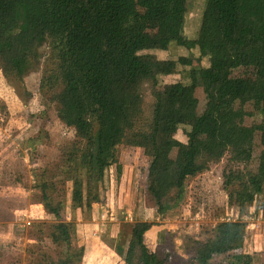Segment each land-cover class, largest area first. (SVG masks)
<instances>
[{
	"label": "trees",
	"instance_id": "1",
	"mask_svg": "<svg viewBox=\"0 0 264 264\" xmlns=\"http://www.w3.org/2000/svg\"><path fill=\"white\" fill-rule=\"evenodd\" d=\"M190 0H0V71L9 81L22 79L29 69L13 63L15 36L22 30L19 11L24 10L25 30L41 39L47 31L41 17L60 22L64 35L61 57L78 67V75L56 78L61 86L50 90L49 100L58 119L75 136L86 141L88 188L98 201L97 187L106 170L120 159L119 142L143 113L141 90L152 89L151 111L135 136V146L148 158L146 181L158 216L178 209L188 193V180L229 155L223 188L230 205L241 208L264 196V118L247 126L251 107L264 115V0H204L205 10L197 35L188 37L186 14ZM164 24L175 26L173 40L189 50L183 65L194 61L209 65L193 68L188 83L154 87L160 63L145 52L163 47L152 37ZM240 28L256 31L253 44L234 47ZM220 41L213 52V41ZM246 59L239 64V58ZM203 88L206 105L198 114L196 90ZM142 115V114H141ZM119 119L117 139L111 138ZM195 120L187 130V121ZM183 130L186 142L165 135ZM257 161V169L239 171ZM44 180L37 185L47 208L60 190ZM74 195L79 192L74 183ZM244 222L224 221L215 237L199 243L186 264H211L228 256L244 239ZM55 260L40 264H81L82 251L69 236L59 240ZM136 264H160L153 251L138 256ZM45 261V258L43 259ZM11 264H14L11 262ZM244 264H249L244 262Z\"/></svg>",
	"mask_w": 264,
	"mask_h": 264
},
{
	"label": "rangeland",
	"instance_id": "2",
	"mask_svg": "<svg viewBox=\"0 0 264 264\" xmlns=\"http://www.w3.org/2000/svg\"><path fill=\"white\" fill-rule=\"evenodd\" d=\"M204 10V0L189 1L186 36L197 35ZM18 17L23 29L15 36L18 45L12 50L13 63L29 70L22 79L13 81L0 71V264L55 260L60 252L58 241L66 236L82 251L81 264H136L138 256L148 251L158 255L160 264H186L195 247L214 238L224 221L244 222L245 236L231 256L218 257L211 264H264V196L243 208L229 204L223 188L225 168L234 169L229 155L189 178L188 193L178 209L157 215L146 181L148 158L135 146L141 120L146 121L151 111L153 96L148 85L141 90L143 113L133 119L132 128L119 142L120 159L106 170L95 191L99 200L92 201L87 143L60 122L57 107L48 97L50 90L61 87L56 78L74 77L79 72L75 64L61 57L65 41L61 24L42 16L47 35L41 39L24 29L23 8ZM177 33L175 26L164 24L152 37L163 47L145 52L160 63L154 83L157 89L170 83H188L193 68L209 65L208 60L183 65L180 58L190 52L173 40ZM255 34L250 28L236 30L235 50H240L244 42L253 44ZM219 45L215 39L213 52ZM238 62L245 64L246 59L241 57ZM196 96L200 115L206 105L203 88L196 90ZM248 111L252 116L245 117V125L263 121L261 112L251 107ZM194 122L187 121L185 129ZM118 131L116 119L112 139H117ZM165 138L186 142L183 130ZM251 169H257V161L241 166L239 171ZM44 180L58 182L61 190L47 208L37 187ZM75 180L77 197L73 192ZM29 219L31 225L25 223Z\"/></svg>",
	"mask_w": 264,
	"mask_h": 264
},
{
	"label": "built area",
	"instance_id": "3",
	"mask_svg": "<svg viewBox=\"0 0 264 264\" xmlns=\"http://www.w3.org/2000/svg\"><path fill=\"white\" fill-rule=\"evenodd\" d=\"M22 212H24V210H22ZM20 214H22V213H20ZM12 221L14 222V221H15V218H13V220H12ZM25 223H27V224H30V225H31V224H32V222H31V219H29V220H28V222H25Z\"/></svg>",
	"mask_w": 264,
	"mask_h": 264
}]
</instances>
